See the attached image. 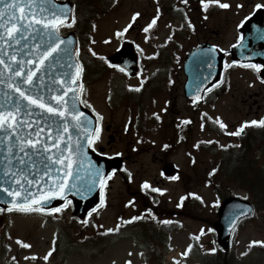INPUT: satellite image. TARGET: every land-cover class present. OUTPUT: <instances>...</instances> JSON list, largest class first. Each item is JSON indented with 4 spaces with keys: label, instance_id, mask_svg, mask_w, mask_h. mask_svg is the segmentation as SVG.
Returning a JSON list of instances; mask_svg holds the SVG:
<instances>
[{
    "label": "rangeland",
    "instance_id": "obj_1",
    "mask_svg": "<svg viewBox=\"0 0 264 264\" xmlns=\"http://www.w3.org/2000/svg\"><path fill=\"white\" fill-rule=\"evenodd\" d=\"M178 1L181 11L191 17L194 25L184 35L179 31L180 19L165 11V1L104 0L99 9L102 12L93 24L91 48L107 56L118 48L121 39H133L141 74L134 79L122 76L119 71L102 73L96 80L87 77L88 85L82 93L84 104L101 118L99 138L94 146H104L107 134H112L117 141L109 151H119L125 157L123 168L128 173L130 191L135 193V189L147 182L146 187L158 194L157 204L150 206L148 199L137 194L129 196L127 182L116 175L105 180L101 190L103 203L92 215V224L72 218V208L68 205L46 215L0 211L1 241L8 246L0 264H146L147 242L137 236L141 232L135 226L143 219L157 227L161 224L159 230L168 233L169 249L164 254V264H200L199 251L216 246L211 224L217 220L219 199L207 184L208 173L215 170L216 157L201 149V145L216 138L224 145L234 139L237 126L262 119L264 83L251 69L231 65L227 56L224 92L220 93L221 89L208 93L202 104L192 105L183 95L185 78L181 62L188 47L200 40L228 50L239 36L236 31L239 21L252 10L254 0H220L229 7L209 9L208 3H200L199 8V4ZM135 13L140 15L133 19ZM77 16L79 23H83L82 13ZM154 18L153 29L144 31ZM173 27L178 32L170 41ZM66 30L61 32L65 34ZM159 48L166 49L164 61ZM90 69L94 70L91 64ZM140 87V102L147 107L148 124L157 125L146 134L145 141H140L132 125L136 103L124 98L127 88L133 89L129 95L132 99ZM203 118L222 129L220 137L207 131ZM221 122L226 127L222 128ZM104 124L112 126L107 133ZM170 143L171 147H166ZM172 165L177 172L165 174L163 169L170 170ZM256 170L264 171V164H257ZM187 192L190 198L196 196L200 201L188 199L190 204L180 210L183 204L180 198ZM234 192L247 198L241 187H235ZM109 228L114 232L111 242L88 240L92 230ZM59 233L62 237L53 257L45 260ZM233 240L235 264H264V251L260 249L264 243H251L264 242V210L241 223Z\"/></svg>",
    "mask_w": 264,
    "mask_h": 264
},
{
    "label": "water",
    "instance_id": "obj_2",
    "mask_svg": "<svg viewBox=\"0 0 264 264\" xmlns=\"http://www.w3.org/2000/svg\"><path fill=\"white\" fill-rule=\"evenodd\" d=\"M6 2V0H0V3ZM55 7L62 9V11L68 14V19L65 23H71L72 17V5L69 1H59L54 0ZM21 7L26 8L22 5ZM16 15H23V12L20 8L14 10ZM33 14L36 15V19L48 18L47 14L40 16L37 13L35 7L32 9ZM7 19V15L5 17ZM64 23V24H65ZM243 33L241 41L234 44L230 48L231 60L238 61L240 63L245 62H256L259 61L264 64V12L258 11L254 15L248 17L241 28ZM5 30L0 29V34H4ZM23 38L17 36V39H21L19 45L15 44L13 41H9L8 44H3L0 42V55L3 56L5 63L10 64L12 69L15 70L18 65L17 61L24 62L26 60L35 61L38 59L37 55H29V52L36 54L38 51L43 49H37L32 47L34 38L38 41V37H35L34 33H24L22 34ZM62 40H66V47L69 49V54L65 55L64 53L59 54V63H55L50 60L47 65L43 66L42 71L40 72V77L44 78V82L48 85H52L53 79L56 80V91L59 92L62 88H74L75 96L77 99L75 102L72 99V93H70L66 100L68 103L64 107L67 111H75L78 113H83V116L77 117L85 127L88 128V131L84 133L83 136L79 135L81 132L80 127L76 126V121L72 117H68V124L60 123L61 117L58 115L46 114L42 119L40 114L37 113L34 120V125L37 126V131L39 135H29V139H37L38 141H43L45 143L51 144L52 141L47 140V135L44 129L46 126L51 125L53 121H56L59 125L61 132L60 139L64 144H70V148H65L62 152V155L65 159V163L53 165L56 169L55 172L50 173L51 179L48 176H44V165L52 163L50 160H45L44 157L48 155L43 148L37 146L36 149H31L28 151V156L26 157L22 152L19 151L20 145H18L17 139L15 136L11 138H4L0 141V183L4 184L5 187H12L13 181L9 179L12 173H8L6 176L5 173L8 172V168L11 167L12 172H18L23 170L27 180H35L39 177H43L40 180L39 184H34L31 187L34 198H38L41 194H51L52 192L60 191L59 188H55L58 182H63L67 187L63 190L61 195L51 196L48 202H40L33 204L30 201H25L18 198L10 197L3 190H0V208H24L28 209L31 207H43L50 208V205L56 204L60 205L66 198H70L72 204L74 205V210L72 215L80 219L84 218L86 212L93 208L98 202V188L101 185V181L105 178V175L110 171L111 167L118 168L120 166V159L115 157L112 159H107L100 155H97L94 151L89 149L88 144L91 140L92 134L95 129V119L78 101V91L79 83L78 80L75 83L71 82V78L76 75L77 61L75 60V38L72 34H68L65 37L60 36ZM70 38V40L68 39ZM27 45V47H25ZM11 46V47H10ZM19 48L21 51L16 53V61L9 59V56L13 55L12 49ZM213 46H208L207 44H201L199 47L194 48L186 57L184 61V73L186 75L187 81L184 85L185 96L189 99L191 98H201L207 87L212 85V83L219 80L220 71L222 68L221 61L223 54H220L219 50L215 48L214 51H209ZM69 56L71 59H69ZM110 62L117 64L119 67H124L129 70L130 74H134V65H135V54H133V47L131 44L125 42L122 45V49L111 56ZM211 63L213 67L209 68L208 64ZM72 65V67H68ZM28 67H31L29 65ZM27 71V69H25ZM0 79L5 80L4 84H0V102H4L6 97L4 93L7 92L9 96L16 97L18 93L15 92L14 88L9 87L7 83V77L12 75V72L5 68L3 65H0ZM67 74V75H65ZM261 77L264 78V69L260 72ZM52 77L53 79H48ZM60 78H65L69 80V84L62 85L59 83ZM14 80H18L19 77H13ZM48 95V93H45ZM27 103V101H25ZM75 103V108L73 109V104ZM46 113V110H45ZM25 124L33 122L29 117H24ZM67 127L68 132L63 133V128ZM55 129L51 135L55 138ZM28 133H32V129L26 128L25 131L20 132V137H25ZM70 137V140L68 139ZM9 140H11L12 151L11 155L8 152ZM79 140L82 148L80 151H76L75 145L76 141ZM39 151L41 155H35V152ZM55 152V149H51ZM29 157L31 159H29ZM70 158L71 166H68V159ZM24 160V164H20L19 160ZM33 163L35 167H33ZM63 168V171L60 169ZM97 169L99 173L97 174ZM71 172V175H69ZM39 174V175H38ZM27 180H21L22 183L27 185ZM75 186V187H73ZM90 189V190H89ZM253 209L252 206L238 198L228 197L223 200L218 207V219L213 224L217 233V244L222 248L228 249L230 246V237L232 235V230L240 221V218L250 216Z\"/></svg>",
    "mask_w": 264,
    "mask_h": 264
},
{
    "label": "snow or ice",
    "instance_id": "obj_3",
    "mask_svg": "<svg viewBox=\"0 0 264 264\" xmlns=\"http://www.w3.org/2000/svg\"><path fill=\"white\" fill-rule=\"evenodd\" d=\"M186 3L187 0H184ZM202 5L206 3H216L219 4L220 7L227 8L229 5L227 3H220V0H200ZM22 5L26 6V8L21 7ZM36 8L37 13L40 16H44L47 14L48 18L36 19V15L33 14L32 9ZM257 8L264 7V5L257 4ZM20 8L23 12V15H16L15 9ZM7 15V19H5ZM139 13H135L133 19L136 16H139ZM68 19V14L64 13L62 9H58L55 7L54 0H6V2L0 3V29H4L5 33L0 34V42L3 44H8L9 41H13L15 44L19 45L21 43V39L23 38L22 34L24 33H34L35 37H38V41L34 38L32 47L39 49H43L42 51H38V53L33 54L29 52V55H37L38 59L26 60L24 62L17 61L18 67L13 70L10 64L5 63V60L2 55H0V65H3L5 68H8L12 75L7 77V83L9 87L14 88L15 92L18 93L16 97H11L7 92L4 93L6 97L4 102H0V141L4 138H11L13 136L16 137L19 147V151L22 152L26 157L28 156V151L26 149H36L37 146L43 148L45 152L48 153L47 156L44 157L45 160H50L52 163H48L44 165V176H48L51 179L50 173L56 171L53 165L65 163V159L62 155V152L65 148H70V144L62 143V140L59 138L61 135L59 125L56 121H53L51 125L46 126L44 131L49 133L47 135V140L52 141L51 144L45 143L43 141H38L37 139H29L28 136L35 134L39 135L37 131V126L34 125L35 116L37 113L40 114L43 119L46 114L50 115H58L61 117L60 123L68 124V117H72L73 120L76 121V126L80 127L81 132L79 135L83 136L84 133L88 131V128L84 126V124L77 119V117L83 116V113H78L75 111H67L64 107L68 103L66 97L72 93V99L75 102L77 97L75 96V89L68 87L62 88L59 92L56 91V80L52 77H48V79H53L52 85H48L44 82V78L40 77V72L42 71L43 66L47 65L50 60L54 61L53 67L55 63H59V54L64 53L65 55L69 54V49L65 46L66 40H62L59 35V27L65 23ZM72 22H75L74 14L71 17ZM156 23L155 18L151 23L147 25L144 31H148ZM17 36H20L21 39H17ZM70 40V38H68ZM171 39V37H169ZM11 47V46H10ZM27 47V45H25ZM217 46H213L209 51H214ZM19 48H13V55L9 56V59L16 61V53L20 52ZM95 55V53H93ZM69 59L71 57L69 56ZM233 64H236L237 61H232ZM31 65V67H28ZM68 67H72V65H68ZM208 67L211 68L213 65L211 63L208 64ZM245 67L254 68L256 71H260V69L264 68V64H246ZM27 69V71H25ZM82 71V66L77 67V72L74 77L71 78V82L75 83L76 80L79 79L80 73ZM3 75V73H0ZM67 75V74H65ZM13 77H19L18 80H14ZM6 81L0 79V84H4ZM59 83L62 85L69 84V80L65 78H60ZM218 83V82H217ZM216 85L213 84L212 87ZM210 90V89H209ZM48 93V95H45ZM27 101V103H25ZM83 103V101H80ZM75 108V103L73 104V109ZM46 110V113H45ZM99 115V114H98ZM29 117L33 122L25 124L24 117ZM260 124L264 125V119L259 121L252 120L250 122H245V124ZM220 126L222 128L226 127L224 123L221 122ZM243 127V125L241 126ZM32 129V133H28L25 137H20V132L25 131V129ZM55 131V138L51 133L53 130ZM63 133L68 132V128H63ZM99 132V128L96 129ZM235 134H239V130ZM98 139V136L96 137ZM70 140V137H68ZM82 145H80L79 140L76 141L75 149L76 151H80ZM51 149H55L53 152ZM12 144L11 140H9L8 152L11 155ZM35 155L39 156L41 153L39 151L35 152ZM29 159H31L29 157ZM20 164H24V160H19ZM68 166H71L70 158L67 161ZM33 167L35 164L33 163ZM64 169L61 168L60 171ZM8 173H12L9 176V179L13 181L12 187H5L4 184L0 183V190H3L10 197L22 199L25 201H30L33 204H37L40 202H44L45 204L48 202L50 195L56 196L61 195L63 190L67 187L63 182H58L54 185L55 188H59L60 191L52 192L51 194L45 193L38 196V198L33 197V193L31 191V187L34 184H39L40 180L43 177H39L35 180H27V177L24 174V171L12 172L11 167L8 168V172L5 173L7 176ZM97 174L99 173V169H97ZM39 175V174H38ZM71 175V172H69ZM21 180H27V185L22 183ZM145 186H147V182H145ZM75 187V186H73ZM90 190V189H89ZM156 191H161L160 189H156ZM183 199V198H182ZM101 202L103 203V194L101 198ZM128 203H132L129 201ZM19 207V205H17ZM27 210V209H25ZM40 211H50V212H59V208H40ZM91 215V213H89ZM132 220L137 219V217H132ZM113 229H107V232H112ZM253 244L264 243L261 241H252ZM191 247V246H189ZM211 251H215L212 249ZM45 260L48 259V256L44 257Z\"/></svg>",
    "mask_w": 264,
    "mask_h": 264
},
{
    "label": "trees",
    "instance_id": "obj_4",
    "mask_svg": "<svg viewBox=\"0 0 264 264\" xmlns=\"http://www.w3.org/2000/svg\"><path fill=\"white\" fill-rule=\"evenodd\" d=\"M97 1L99 0L74 1L76 10L80 11L84 17V24L85 21L87 23L91 18L89 16L101 12L99 4H96ZM205 122V127L212 129L208 120H205ZM259 128L260 130H258ZM237 130H239L238 135L235 134ZM235 131L234 139L227 142L226 145H220L219 141L216 140L209 147H205V150H212L214 155L218 157L215 162L214 172H210L207 175V184L212 186L219 200L232 194L235 187H241L252 200L256 211H262L264 210V171L257 173L256 168L257 164H264V125L240 127L235 129ZM89 224H92L91 219ZM140 224L143 225L140 235L147 242L146 247L149 250L147 264H163V254L168 247L166 244L167 235L160 233L154 224H146L144 221H141ZM105 234L99 229L96 231L92 230V236L87 239L104 241L107 239ZM260 249L264 251V246ZM105 250L106 247L104 248ZM199 256L200 264L236 263L235 254H224L222 250L217 248H215V251H201Z\"/></svg>",
    "mask_w": 264,
    "mask_h": 264
},
{
    "label": "flooded vegetation",
    "instance_id": "obj_5",
    "mask_svg": "<svg viewBox=\"0 0 264 264\" xmlns=\"http://www.w3.org/2000/svg\"><path fill=\"white\" fill-rule=\"evenodd\" d=\"M176 1H177V3H176ZM181 1H183L184 2V0H181ZM187 3H189V4H191V5H198L199 4V2L198 3H195V2H193V1H191V0H187ZM257 4H260V5H264V2H262L261 0H254L253 1V3L251 4V6H252V8L253 7H255ZM171 8L172 9H176V8H178L179 6H182L181 5V2L180 1H178V0H174L172 3H171ZM201 7V5L199 4V8ZM174 12V16H175V18L176 17H178L179 19H180V22H181V26H180V33H183V35L187 32V29H186V25H185V22H183V20H184V15H186V13L185 12H178V11H173ZM191 23L193 24V22L191 21ZM194 26V25H193ZM168 169H166V171H167Z\"/></svg>",
    "mask_w": 264,
    "mask_h": 264
}]
</instances>
